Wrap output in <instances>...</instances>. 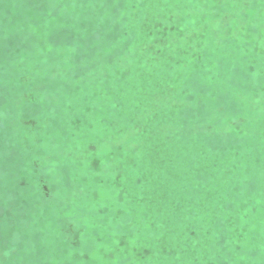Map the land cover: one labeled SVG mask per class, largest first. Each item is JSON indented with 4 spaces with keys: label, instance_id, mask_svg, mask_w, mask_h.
Instances as JSON below:
<instances>
[{
    "label": "rangeland",
    "instance_id": "obj_1",
    "mask_svg": "<svg viewBox=\"0 0 264 264\" xmlns=\"http://www.w3.org/2000/svg\"><path fill=\"white\" fill-rule=\"evenodd\" d=\"M0 264H264V0H0Z\"/></svg>",
    "mask_w": 264,
    "mask_h": 264
}]
</instances>
